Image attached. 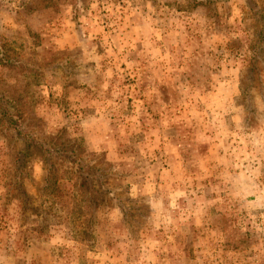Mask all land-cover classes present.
<instances>
[{
  "label": "rangeland",
  "instance_id": "rangeland-1",
  "mask_svg": "<svg viewBox=\"0 0 264 264\" xmlns=\"http://www.w3.org/2000/svg\"><path fill=\"white\" fill-rule=\"evenodd\" d=\"M263 36L264 0H0V264H264Z\"/></svg>",
  "mask_w": 264,
  "mask_h": 264
},
{
  "label": "trees",
  "instance_id": "trees-1",
  "mask_svg": "<svg viewBox=\"0 0 264 264\" xmlns=\"http://www.w3.org/2000/svg\"><path fill=\"white\" fill-rule=\"evenodd\" d=\"M191 2H195L196 0H190ZM209 2H211V1H213V0H208ZM215 2L217 1V0H214ZM221 1H225V0H221ZM8 7H11L10 9H13V7L11 6V5H9L8 4ZM262 41H264V36L262 37ZM256 46H257V44H256ZM1 62H2V59L0 60ZM2 114H4L3 115V117H5L6 115H8V114H6L5 112H3ZM10 122V121H9ZM8 122V123H9ZM11 130V129H10ZM16 135L18 136V138H21L23 135L22 134H19V133H16ZM29 146L30 145H28L27 147H26V149H25V152H24V154L28 151V149H29ZM40 150H42V149H40ZM21 154H22V152H21ZM49 154V153H48ZM24 158H25V156H22V157H18V158H16V162L17 163H19L20 162V165H18V166H20L21 168L23 167V161H24ZM42 162V164L44 165V166H46V165H48L47 163H45V161L44 160H42L41 161ZM80 167V166H79ZM45 171H46V169H45ZM23 173V170L20 172V174L18 175V176H16V177H14V180H15V183H17L18 185H20L19 187V191H20V189L22 188L21 187V184H19V177H20V175ZM89 173H91V174H94V171L92 170V171H89ZM47 181V180H46ZM104 184L103 183H100L99 184V186L96 188L95 187V185L93 184V181H86L85 179H83L82 180V183L79 185V188L82 190V192H84L85 194H91V195H97L98 197H96V198H93V199H95V201H97L98 202V204H96V203H94L93 204V202H91V204H92V207L94 208V209H97L98 207V205H102L103 203H101V202H104L105 201V197L106 196H112V193L111 192H109V191H107L105 188H104V186H103ZM23 189V188H22ZM21 193H23V191H21ZM89 206V205H88ZM90 207V206H89Z\"/></svg>",
  "mask_w": 264,
  "mask_h": 264
},
{
  "label": "crops",
  "instance_id": "crops-1",
  "mask_svg": "<svg viewBox=\"0 0 264 264\" xmlns=\"http://www.w3.org/2000/svg\"><path fill=\"white\" fill-rule=\"evenodd\" d=\"M102 45V44H101ZM101 47V46H100ZM104 51H106V50H104V49H100V50H93L92 52H90V53H92V54H94L95 56H97L98 57V59H101L102 61H104L103 60V55H102V53H104ZM86 57V56H85ZM88 60L90 59V57H88L87 58ZM85 63H91V62H86V61H84ZM95 62V61H94ZM97 62H100V61H97ZM96 62V63H97ZM93 64V63H92ZM129 63H127V65H128ZM102 65V64H101Z\"/></svg>",
  "mask_w": 264,
  "mask_h": 264
},
{
  "label": "clouds",
  "instance_id": "clouds-1",
  "mask_svg": "<svg viewBox=\"0 0 264 264\" xmlns=\"http://www.w3.org/2000/svg\"><path fill=\"white\" fill-rule=\"evenodd\" d=\"M170 206H175V202L174 201H172V203H171V205Z\"/></svg>",
  "mask_w": 264,
  "mask_h": 264
}]
</instances>
